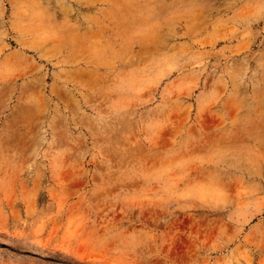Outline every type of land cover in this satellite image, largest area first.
<instances>
[{"label": "rangeland", "instance_id": "rangeland-1", "mask_svg": "<svg viewBox=\"0 0 264 264\" xmlns=\"http://www.w3.org/2000/svg\"><path fill=\"white\" fill-rule=\"evenodd\" d=\"M0 264H264V0H0Z\"/></svg>", "mask_w": 264, "mask_h": 264}]
</instances>
